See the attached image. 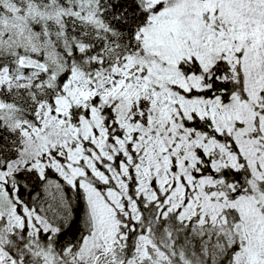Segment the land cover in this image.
Segmentation results:
<instances>
[{
    "label": "snow or ice",
    "instance_id": "obj_1",
    "mask_svg": "<svg viewBox=\"0 0 264 264\" xmlns=\"http://www.w3.org/2000/svg\"><path fill=\"white\" fill-rule=\"evenodd\" d=\"M0 264H264V0H0Z\"/></svg>",
    "mask_w": 264,
    "mask_h": 264
}]
</instances>
